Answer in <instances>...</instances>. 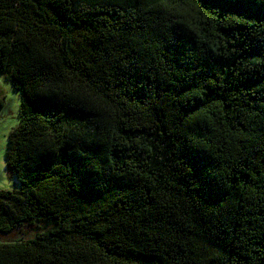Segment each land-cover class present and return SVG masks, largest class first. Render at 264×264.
<instances>
[{"label":"trees","instance_id":"trees-1","mask_svg":"<svg viewBox=\"0 0 264 264\" xmlns=\"http://www.w3.org/2000/svg\"><path fill=\"white\" fill-rule=\"evenodd\" d=\"M0 74V264H264V0H0Z\"/></svg>","mask_w":264,"mask_h":264},{"label":"rangeland","instance_id":"rangeland-1","mask_svg":"<svg viewBox=\"0 0 264 264\" xmlns=\"http://www.w3.org/2000/svg\"><path fill=\"white\" fill-rule=\"evenodd\" d=\"M19 104L18 91L0 74V189H18L15 176L6 165L5 148L8 134L18 122ZM25 237L27 233L17 231L8 235L6 239L15 240Z\"/></svg>","mask_w":264,"mask_h":264}]
</instances>
